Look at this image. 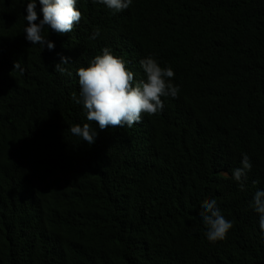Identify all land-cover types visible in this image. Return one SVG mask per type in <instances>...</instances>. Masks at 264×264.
<instances>
[{
	"label": "trees",
	"instance_id": "16d2710c",
	"mask_svg": "<svg viewBox=\"0 0 264 264\" xmlns=\"http://www.w3.org/2000/svg\"><path fill=\"white\" fill-rule=\"evenodd\" d=\"M28 2L0 0V264H264L251 206L264 190V0H133L120 12L77 0L71 33L44 30L52 51L25 39ZM104 48L137 81L150 55L171 67L178 97L100 130L73 96ZM61 56L71 76L54 70ZM85 123L92 145L70 132ZM210 199L233 223L215 243L199 215Z\"/></svg>",
	"mask_w": 264,
	"mask_h": 264
},
{
	"label": "clouds",
	"instance_id": "9594fccd",
	"mask_svg": "<svg viewBox=\"0 0 264 264\" xmlns=\"http://www.w3.org/2000/svg\"><path fill=\"white\" fill-rule=\"evenodd\" d=\"M109 9L120 12L129 8L133 0H94ZM40 10L37 13V0H29L25 11L27 26L24 28L26 41L32 45L54 50L55 44L44 36L45 28L57 35L71 33L79 24L82 13L77 9V0H38ZM42 16V18H40ZM100 35L96 29L90 39L96 40ZM69 57H60L54 70L71 76L68 67ZM145 74L144 79L135 80L134 73L127 67L126 61L112 54L109 48L102 50V55L93 58L87 67H80L76 75L79 84V99L73 96L77 104H82L86 118L95 122L100 130L112 127H132L141 121L143 114L155 115L163 111L162 97L177 98L180 88L171 82L175 73L171 67H161L153 56L140 61ZM23 74L20 62L13 65V71ZM72 135L82 138L92 145L97 132L90 123L83 126L76 124L70 128ZM252 163L247 154H243L241 166L232 171V178L244 190L251 171ZM258 183L257 181L253 182ZM254 211L259 214V227L264 232V190H257L251 202ZM199 213L206 226V237L210 242L222 241L227 237L233 223L226 219L215 199L205 200Z\"/></svg>",
	"mask_w": 264,
	"mask_h": 264
}]
</instances>
